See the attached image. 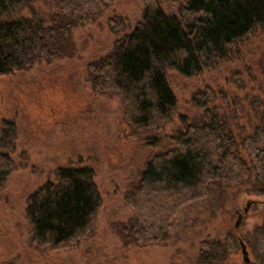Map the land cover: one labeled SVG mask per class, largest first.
Returning <instances> with one entry per match:
<instances>
[{
  "label": "rangeland",
  "instance_id": "obj_1",
  "mask_svg": "<svg viewBox=\"0 0 264 264\" xmlns=\"http://www.w3.org/2000/svg\"><path fill=\"white\" fill-rule=\"evenodd\" d=\"M156 1L176 16L187 6V0ZM145 7L146 0H113L96 22L73 28L75 55L0 76V137L3 130L15 137V150L0 152L17 164L0 186V264H196L203 239L224 240L229 234L238 238V249L227 264L256 260L255 228L264 220V187L254 176L239 185L214 184L209 199L182 210L166 245L141 246L122 234L133 217L126 194L146 163L170 147L177 129H185L183 117L199 120L203 111L196 101L201 96L209 100L214 95L218 104L232 106L246 122L255 106L264 109L261 29L216 70L191 77L169 70L178 99L173 122L159 131L133 130L124 120L120 98L93 90L87 65L108 54L142 19ZM59 12L55 0H32L1 13L0 20L39 17L49 24ZM111 18L123 24L119 31ZM73 166L95 171L102 196L92 235L75 244L39 246L33 240L28 199L44 183L56 181L59 168ZM241 241L250 263H245Z\"/></svg>",
  "mask_w": 264,
  "mask_h": 264
},
{
  "label": "trees",
  "instance_id": "obj_2",
  "mask_svg": "<svg viewBox=\"0 0 264 264\" xmlns=\"http://www.w3.org/2000/svg\"><path fill=\"white\" fill-rule=\"evenodd\" d=\"M31 1L0 0V14ZM55 1L60 12L49 24L39 17L0 20V76L43 60L72 57L73 28L96 22L113 3ZM180 14H168L156 0H146L142 19L108 54L87 65L93 90L119 97L124 120L135 131H159L173 122L178 99L169 70L187 77L216 70L264 29V0H187ZM110 22L119 26L117 31L123 27L117 19ZM200 98L195 99L203 111L199 120L183 117L185 129H177L170 147L146 163L126 194L133 217L122 234L137 245H166L182 210L209 199L214 184L239 185L254 176L264 187V109L255 106L246 122L232 106L218 104L214 95ZM1 132L0 148L13 152L15 137L9 130ZM16 167L9 154L0 152V186ZM101 204L93 169L59 168L56 181L44 183L28 199L33 240L39 246L59 247L89 238ZM255 240L252 264H264V220L255 228ZM237 247L234 234L224 240L207 237L200 242L196 264H227Z\"/></svg>",
  "mask_w": 264,
  "mask_h": 264
},
{
  "label": "water",
  "instance_id": "obj_3",
  "mask_svg": "<svg viewBox=\"0 0 264 264\" xmlns=\"http://www.w3.org/2000/svg\"><path fill=\"white\" fill-rule=\"evenodd\" d=\"M241 247H242V252L244 255L245 263H250V258L248 257L249 252H248L247 247L243 241H241Z\"/></svg>",
  "mask_w": 264,
  "mask_h": 264
}]
</instances>
